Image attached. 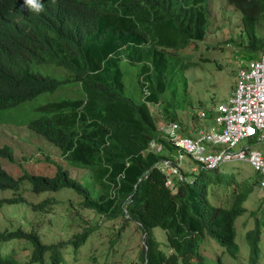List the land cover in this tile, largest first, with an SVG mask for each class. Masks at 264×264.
Instances as JSON below:
<instances>
[{
  "label": "trees",
  "instance_id": "16d2710c",
  "mask_svg": "<svg viewBox=\"0 0 264 264\" xmlns=\"http://www.w3.org/2000/svg\"><path fill=\"white\" fill-rule=\"evenodd\" d=\"M226 1L241 15L247 40L241 56L253 59L264 50V38L256 29L257 23L264 20V0ZM39 4L47 12L27 11L20 0H11L13 23L0 31V96H5L8 108L18 103L12 96H19L24 103L31 100L25 114L20 116L21 112L15 110L10 119L15 124L28 122L59 150L67 166L89 170L91 182L100 185L101 191L94 196L90 181L82 183L71 176L56 157L39 146L42 151L31 161L51 171H37L26 164L31 173L19 172L24 174L14 177L3 166L6 163L7 168L16 169L21 166L20 159H0V207L25 201L21 193L23 180H28L36 193L68 188L77 198H67L71 214L78 217L82 229L57 243L43 242L34 228L3 229L0 264L65 262L62 250L71 245L76 252L97 227L88 225L78 212L82 208L110 220L120 217L124 225L128 219L135 223L145 234L136 264H207L202 254L206 236L235 257L239 249L234 221L246 211L243 202L249 189L231 190V204L215 206L209 200L211 186L231 187L236 183L233 174L201 169L191 184L176 180V189L172 190L164 184L165 174L152 168L161 156L146 152L148 142L157 135L158 123L184 124L176 112L164 107L165 100L159 114L152 113L149 105L160 104L168 75L175 72L172 54L204 39L208 0H44ZM123 61L141 65L137 74L141 92L138 102L124 94ZM42 65L62 67L67 75L61 79L43 75L39 71ZM66 82L78 83L81 96L48 101L41 95L56 91ZM145 85L148 95L144 93ZM207 115L210 118L212 112ZM190 116L196 119L198 115ZM5 149L0 148V158ZM52 200L57 202L48 198L29 205L33 211H46ZM156 228L163 232L162 246L154 235ZM17 239L32 244L28 258L20 259L12 246ZM246 239L249 264H257V221L246 232ZM92 260L96 262L95 255Z\"/></svg>",
  "mask_w": 264,
  "mask_h": 264
},
{
  "label": "rangeland",
  "instance_id": "374dc122",
  "mask_svg": "<svg viewBox=\"0 0 264 264\" xmlns=\"http://www.w3.org/2000/svg\"><path fill=\"white\" fill-rule=\"evenodd\" d=\"M207 7L209 10L208 28L204 39L194 41L184 49H180L181 51L177 50L172 54L175 72L168 75L167 88L162 94L163 98H161L160 104L149 105L152 113L159 114L161 104L165 100L164 107L167 106L169 111L176 112L179 121L186 122L190 120V114L196 113L200 109H213L219 102L226 101L232 92L235 86L236 71L247 60L241 56L243 47L247 42L245 34L242 32L241 15L226 0H208ZM256 29L264 38V20L257 23ZM126 61L121 63L125 86L124 94L138 102L141 92L137 74L141 65L129 64ZM50 66L43 65V69H39V71L43 75L60 79L66 77L67 71L64 68ZM80 96L79 84L68 82L62 85V91L50 96V100L57 101L64 97L74 99ZM13 112L6 113L3 115L4 118L12 121L10 114L14 115L21 112L20 116H22L27 110L26 107H22L15 113ZM29 118L27 116V119ZM194 122L197 128H207L212 125L210 119H200ZM32 133L40 139L37 143L40 148L49 155L56 157L57 162L61 163L63 168L68 169L71 176L77 177L83 183L90 181L89 187L93 190L94 196L101 191L100 185L91 182L89 170L67 166V163L61 159L59 150L51 145L52 143L45 141L42 136ZM28 134H31V130ZM246 142V140L241 141V143ZM253 148L264 150V143L255 145ZM20 162L21 166L16 169L10 168L8 164L9 168H7L6 163H4V167L6 171L13 173L14 177L24 174L21 173L20 175L19 172L31 173V168L26 164L37 171L40 170L39 168L45 171L52 170L50 167L43 166L42 163L33 164L31 159H20ZM190 164L196 166V172L192 173V176H197L202 168L191 160L185 164V167L188 168ZM218 170L220 174H233L236 183L231 184V187L213 184L211 186L212 194L209 197L213 205H230L232 202L231 190L248 188L249 193L243 202L246 211L234 221L235 242L239 249L237 255L231 256L224 246L206 236L202 241L205 262L207 264H219L217 260L219 256L221 264H249L250 247L246 239V232L252 229L255 226V221H257L260 231L257 264H264V186L261 183V179L264 180V175L255 172L250 164L245 161L223 163ZM21 185V193L25 201L3 204L0 207V231L19 228L26 231L34 228L41 235L43 242L57 243L61 240H68L74 233L82 230L78 226L80 220L71 214L67 202L68 196L72 200L77 199L74 191L63 188L55 192L36 193L31 190V184L28 180H23ZM48 198H55L57 202L52 200L51 203L47 204L46 211H33L31 209L29 204L31 206L36 205ZM78 212L87 219L88 225H97V227L86 243L79 246L76 252L72 250L71 245L62 250L65 262L61 264L137 263L138 252L144 237L134 222H127L124 225L123 219L120 217L110 220L106 216H96L93 212L83 208ZM153 232L160 242V246H162L163 232L158 228L154 229ZM24 243L23 239H17L12 244L18 250L20 259L28 258L27 254L30 255L32 250L30 242H27V245ZM94 255L96 262L92 260Z\"/></svg>",
  "mask_w": 264,
  "mask_h": 264
},
{
  "label": "built area",
  "instance_id": "2783aa9c",
  "mask_svg": "<svg viewBox=\"0 0 264 264\" xmlns=\"http://www.w3.org/2000/svg\"><path fill=\"white\" fill-rule=\"evenodd\" d=\"M217 114L214 125L209 128L195 130L194 137H182L178 124L168 122L161 126V136L176 147L172 158L160 159L158 166L165 173V186L175 190L176 180L191 183L192 173L196 166L184 170L189 160L197 163L202 169H215L223 163L245 161L257 172L264 174V151L251 148L250 142H264V50L253 59L245 61L238 67L235 86L226 102L216 106ZM206 114L202 111L200 116ZM210 146L221 148L206 149ZM156 150L161 149L159 143H152ZM183 151L195 159H182ZM264 186V182H262Z\"/></svg>",
  "mask_w": 264,
  "mask_h": 264
},
{
  "label": "clouds",
  "instance_id": "9594fccd",
  "mask_svg": "<svg viewBox=\"0 0 264 264\" xmlns=\"http://www.w3.org/2000/svg\"><path fill=\"white\" fill-rule=\"evenodd\" d=\"M20 1H21L22 7L27 11L29 8H31L35 12H39L42 10L47 12V9L45 8V6H42L39 4V2L44 1V0H20ZM13 20H14V18H13V13H12V8H11V0H0V31H6L9 28V26L13 23ZM42 66H41V68H42ZM44 67H47V66H44ZM52 67L56 68L55 66H52ZM66 83H64V84H66ZM62 85L63 84H61L56 91H54L50 94L45 92L42 95L47 97L48 101H53V100H50V96L56 94L59 91H62ZM144 93L148 95V90H147L146 85L144 86ZM10 98H14L18 101V103L16 105L12 106V108H8L9 102L7 100H5V96L4 95L0 96V148H6L5 152H4V156L1 157L0 159H15V161H18L17 159H36V155L42 150H40V151L38 150L39 145L37 143L39 142L40 139L36 135H34L32 132H34L36 134H38V133L29 127L28 122H21V123L15 124L13 121L6 120L3 116L6 113L13 112V111L18 110L22 107L25 108V107L32 105L31 100L24 103L23 101H20L21 99L19 96H12ZM223 102H226V101H223ZM219 103H221V102H219ZM217 105H215V107L213 109H208V110L200 109L198 112H196L198 115L196 119H194L190 116V120L184 122L183 125L180 124L178 121H170V122H174V123L178 124V126H179L178 132L182 137H189V138L194 137L195 130H197L199 128H205V127L197 128L194 121L195 120L199 121L200 119H210L212 122V125H210L209 127L213 126L214 125V117L217 114V112L215 111ZM26 110H27V108H26ZM202 111L206 114L204 117L200 116V112H202ZM208 111L212 112V116L210 118H207V116H208L207 112ZM32 120H35V119L32 118ZM167 123L168 122H160L157 124V131H158L157 135L155 138L150 139V141L148 142V144L146 146V152H153V153L160 155L161 158H159V159L172 158V155L176 152V147L170 145L168 143V141L163 139L162 136L160 135L162 132L161 126L164 124H167ZM209 127H207V128H209ZM29 130H31L30 135L28 134ZM250 141H253V140H249L246 143L251 145V148H253L255 145L264 143V142L260 141L257 144V143L250 142ZM153 142L156 144L159 143L161 145V149L156 150V147L151 145ZM166 144H168V147H165ZM241 144H245V143H240V145ZM204 145L206 146L207 150L208 149H215V148L218 149V148L222 147L219 145L213 147V146H210L209 144H207V142ZM253 149H255V148H253ZM261 151H264V150H261ZM182 159H195V158H193V156L191 154L185 153L183 151ZM155 164H157V162L153 164L152 168H156V169L160 170V168H158V166H155ZM219 167L215 168V169H210V170H216V169H219ZM3 168H5V167L3 166ZM186 169L187 168L184 165V170H186ZM206 170H209V169H206ZM253 170L255 172H257L255 169H253ZM162 173H164V172H162ZM257 173H259V172H257ZM259 174L264 175L262 173H259ZM146 176L147 175H145V177ZM195 177L196 176H194V179H195ZM165 178H166V175H165ZM80 182H82V181H80ZM262 182H264L263 179H261V183ZM191 183H189V184H191ZM164 184H165V182H164ZM125 204H128V201H125ZM125 217H128V215L126 214ZM128 222H130L129 219H128ZM143 237H145V234H143ZM202 254H203V250H202ZM217 260H218V263L220 264L221 262H220L219 256L217 257Z\"/></svg>",
  "mask_w": 264,
  "mask_h": 264
}]
</instances>
